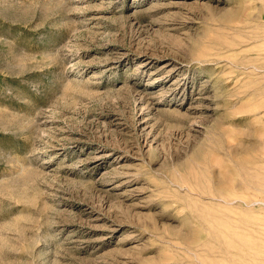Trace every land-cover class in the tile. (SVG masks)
Listing matches in <instances>:
<instances>
[{"label":"rangeland","instance_id":"rangeland-1","mask_svg":"<svg viewBox=\"0 0 264 264\" xmlns=\"http://www.w3.org/2000/svg\"><path fill=\"white\" fill-rule=\"evenodd\" d=\"M0 264H264V0H0Z\"/></svg>","mask_w":264,"mask_h":264},{"label":"bare ground","instance_id":"bare-ground-1","mask_svg":"<svg viewBox=\"0 0 264 264\" xmlns=\"http://www.w3.org/2000/svg\"><path fill=\"white\" fill-rule=\"evenodd\" d=\"M260 142V141H259ZM263 155V154H262ZM242 158V157H241ZM247 165V164H246Z\"/></svg>","mask_w":264,"mask_h":264}]
</instances>
